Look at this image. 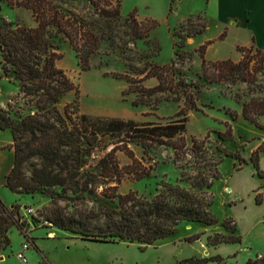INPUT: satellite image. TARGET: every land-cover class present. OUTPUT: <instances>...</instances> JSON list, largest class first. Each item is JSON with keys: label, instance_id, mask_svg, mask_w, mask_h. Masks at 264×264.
<instances>
[{"label": "rangeland", "instance_id": "1", "mask_svg": "<svg viewBox=\"0 0 264 264\" xmlns=\"http://www.w3.org/2000/svg\"><path fill=\"white\" fill-rule=\"evenodd\" d=\"M62 1L61 7L66 12L89 16L94 11L93 0ZM121 1L123 19L136 12L139 20L151 19L158 22V26L150 34L151 42L139 41L135 48L131 44L126 45L124 40L126 38L120 34L118 40L103 43L99 53L90 59V70L83 71L70 43L62 40L60 52L63 58L57 62V66L78 88L79 95H76L75 90L69 92L60 100L58 108L64 113L68 104L77 101L78 114L90 118H116L161 125L181 119L183 116L177 115L184 107L182 102L163 100L153 106H134L136 95H123L129 84L111 75L131 72L123 59L125 54L136 56L138 61H134L133 64L140 69H143L148 61L159 65H168L176 61L189 83L204 85L199 93L200 110H189L186 113L187 127L183 134L171 140L156 141L147 152L136 142H117V138H103L99 134L95 148L87 150L82 155V173H98L100 169H97V166L100 160L116 148L111 160H116L121 168H146L151 171V175L137 181L127 169L124 170L120 184L117 175L99 176L95 186L90 184L88 186L90 190H94L91 193L63 190L58 187L33 194H18L11 191L6 186V177L14 164V152L11 149L13 138L11 130H2L0 126V199L9 210L18 207V214L15 217L24 225V231L26 230L31 244L29 250L24 253L28 260L25 263L18 258V254L28 239L24 231L17 226L11 227L7 232L11 243L5 250H0V264H42L45 260L50 264H191L183 262L205 259L209 261L201 264H247L249 259L264 255V177L257 175L250 161L252 153L264 142V131L244 119L242 105L236 102L235 96L240 94L243 101H249L253 97H264V74L257 77V85L263 88L262 92H250L245 83L205 84L201 78L202 60L198 49L210 40L212 43L206 48V58L209 61H217L207 57L208 51H213L210 56H213V53L216 56V49H219V54L237 57V48L244 46L242 43H249L251 39L250 24L247 25L243 17L245 10H248V17L251 19L252 1L237 0L235 5L230 3V0H211L210 3L209 0ZM230 18L238 20L229 21ZM5 21L36 26L31 11L11 8L0 0V28ZM188 21H191V25L185 29ZM231 25L234 27H230ZM238 25L240 26L236 27ZM202 26H206L202 34L195 37L187 36ZM224 33L225 37L220 40ZM176 34L182 36L184 40ZM152 41L158 43L160 50ZM181 44L184 46L179 48ZM177 50L185 55L184 62L178 60ZM238 53L240 60L235 61L231 58L235 62H240L243 58L242 53L239 51ZM143 77L144 75L140 76ZM0 78L2 79L0 104L6 105V108L0 109L7 111L15 120L21 115L33 113L35 108L28 104L20 94L19 88L12 84L13 73L7 76L1 64ZM156 84L155 79L144 83L148 88ZM75 107L76 104L70 110L74 111ZM228 110L236 111L239 117L234 121ZM75 116L76 114L73 115L74 118ZM260 122L264 125V117ZM227 123L233 128L234 139L218 141L217 133L225 132ZM207 136L212 144L211 152H215V160L222 159L219 165L221 178L215 182L211 190L214 199L211 211L218 221L216 225L209 227L184 222L180 224L175 234L155 245L147 246L145 251H142L138 243L85 242L78 235L48 224L58 214L63 213L73 215L78 221L85 222L86 227L95 231L96 227L104 226L106 223V217L100 214L102 207L116 208V203L103 195L106 188L119 185L117 189L119 194L125 195L130 191H136L151 200L161 188V184L164 182L175 184L180 179L182 171L180 165L185 161H175L173 145L183 140L189 146L193 137L204 139ZM88 141L94 139L87 136L86 143ZM219 146L248 163L243 164L242 169L238 171L240 161L234 157H226L217 150ZM33 161L40 162L38 158H34ZM260 167L264 172V153L260 157ZM23 170L25 176L30 179L32 167L26 164ZM83 181L92 183L93 179L87 175ZM28 210H32L33 213L28 214ZM225 222H229L230 228L237 226V235L241 237V242L209 246V236L219 233L227 238L232 235L223 227ZM77 226L83 227L79 224ZM196 237L199 238L188 241ZM217 256L222 258V262L211 260Z\"/></svg>", "mask_w": 264, "mask_h": 264}, {"label": "trees", "instance_id": "2", "mask_svg": "<svg viewBox=\"0 0 264 264\" xmlns=\"http://www.w3.org/2000/svg\"><path fill=\"white\" fill-rule=\"evenodd\" d=\"M11 8H24L32 12L36 26H26L5 21L0 28V53L3 72L9 76L13 73L12 84L16 85L20 94L27 100L35 111L27 116L13 119L4 109H0V126L2 130H11L14 152V164L6 177V186L18 194H33L48 188H62L91 193L89 184L95 186L99 176L109 177L117 175L118 184L129 170L137 181L151 175L146 168H121L116 160H111L113 152L100 160L98 173H82L81 158L89 149L95 148V142L100 134L103 138H117L118 141L136 142L147 152L152 143L171 140L186 131L189 110H200L199 93L204 85L189 83L178 68L177 62L168 65H159L148 61L143 69L136 67V56L123 54L126 66L131 72L111 76L117 80H124L129 84L124 96L135 94L134 106H153L163 100L168 102H182L184 107L178 112L181 119L161 125L153 123H138L132 120L116 118H90L78 114L77 101L66 106L63 113L58 104L69 92L79 90L66 73L57 66L63 58L60 52V43L67 40L72 46L83 71L90 70V59L99 53L103 43L118 40L123 36L125 44L137 48L139 41L151 42L150 34L158 26V22L151 19L139 20L137 13H131L123 19L121 0H93V13L89 16L75 12H66L62 9V0H1ZM191 21H188L189 28ZM124 29V31H121ZM206 26L196 32L188 34L195 37L202 34ZM180 39L182 36L176 34ZM225 33L220 36V40ZM153 45L160 50L157 42ZM212 41L202 45L198 53L202 60L201 78L208 85H235L245 83L249 91L262 92L263 88L257 85V77L264 74V51L257 47H238L243 58L240 62L231 59L209 61L206 58V48ZM181 44L178 47L182 48ZM179 61L184 62L185 55L179 50L176 52ZM255 62L254 64H252ZM144 75L143 78H140ZM155 79L157 84L148 88L144 83ZM236 102L242 105V116L250 124L264 131L260 119L264 117V97H253L243 101L240 94L235 96ZM76 104L75 110L71 111ZM235 121L239 114L228 110ZM76 114L75 118L73 115ZM225 132L217 133L218 141H232L233 128L227 123ZM87 136L94 141L86 143ZM87 145L88 147H86ZM175 161L181 163L180 179L175 183L164 182L157 194L148 200L136 191L122 195L117 193L119 185L108 187L104 196L116 203L115 209L103 206L100 214L106 217L104 226L96 227L95 231L86 227L85 222L78 221L73 215L58 214L50 223L58 229L80 236L82 240L97 243L128 242L138 243L141 250L147 246L167 239L175 234L180 224L195 223L213 226L218 223L211 211L213 195L211 193L215 182L221 178L219 165L222 162L215 160V152H211L212 144L209 137L204 139L192 138L191 145L183 140L173 145ZM226 157H234L240 161V168L248 162L233 155L226 149L217 147ZM264 153V142L252 153V162L257 175L264 177L260 167V157ZM187 157H190L188 160ZM38 158L40 162L33 161ZM32 167V177L28 179L24 174V166ZM89 175L92 183L83 181ZM84 186V187H83ZM261 204V201L258 200ZM15 210H9L0 199V250L10 246L7 232L13 226L24 231V225L16 219ZM83 226L79 228L77 226ZM223 227L232 233L225 238L217 233L209 236V246H219L241 242L237 235V226L230 228L229 222ZM26 238L29 240L26 230ZM196 238H190L192 241ZM213 261L222 262L217 256ZM205 260H188L183 263L201 264ZM42 264H50L44 261ZM247 264H264V256L249 259Z\"/></svg>", "mask_w": 264, "mask_h": 264}, {"label": "crops", "instance_id": "3", "mask_svg": "<svg viewBox=\"0 0 264 264\" xmlns=\"http://www.w3.org/2000/svg\"><path fill=\"white\" fill-rule=\"evenodd\" d=\"M210 1L211 0H209V3H210ZM251 1H252L251 6H250L251 7L250 8L251 19L248 17V13H249L248 10H245V14L243 17V19L245 20V23H247V25L250 24L251 32H252L251 37H250L251 39H250V42L247 44L242 43V44H244V46H241V47L255 46V47L264 51V0H251ZM230 3L235 5L237 3V0H230ZM3 8L5 9L7 7H3ZM232 19L238 20V18H230L229 21H231ZM241 23L242 22H240V25H241ZM240 25H238L236 27H239ZM230 27H234V26L231 25ZM208 42H210V40H207L206 43H208ZM212 52L213 51H208V53H207V57L209 59H212V60L219 61V60H228L231 58L234 59L235 61L240 60V54L238 53V51H236V53L238 55L237 57H233L231 55L227 56L226 54H219L218 53L219 49H216V51H215L216 56L214 55V53H213V56H210ZM0 80H2V79L0 78ZM5 81H7V80H5ZM7 82H9V81H7ZM0 88L2 90L1 86H0ZM13 96H15V95H12V97ZM5 106L6 105L0 104L1 108H6ZM191 224H193V223H191ZM83 241H85V240H83ZM85 242H89V241H85ZM221 245H223V244H221ZM263 256H264L263 254L259 255V257H263Z\"/></svg>", "mask_w": 264, "mask_h": 264}, {"label": "built area", "instance_id": "4", "mask_svg": "<svg viewBox=\"0 0 264 264\" xmlns=\"http://www.w3.org/2000/svg\"><path fill=\"white\" fill-rule=\"evenodd\" d=\"M31 213H33V211L32 210H28V214H31ZM48 224L51 226V227H53V224L52 223H50V222H48ZM30 241L28 240V242L27 243H25L24 245H23V249H22V251L18 254V258L19 259H21V260H23L25 263H27L28 262V260H27V258L25 257V251H27V250H29V248H30Z\"/></svg>", "mask_w": 264, "mask_h": 264}, {"label": "bare ground", "instance_id": "5", "mask_svg": "<svg viewBox=\"0 0 264 264\" xmlns=\"http://www.w3.org/2000/svg\"><path fill=\"white\" fill-rule=\"evenodd\" d=\"M0 93H1V89H0ZM228 192L230 193V190H228Z\"/></svg>", "mask_w": 264, "mask_h": 264}]
</instances>
